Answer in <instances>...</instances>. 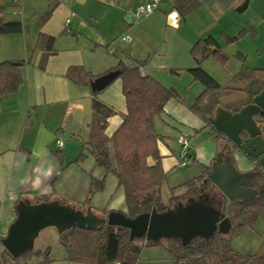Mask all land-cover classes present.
Segmentation results:
<instances>
[{
	"label": "crops",
	"instance_id": "obj_1",
	"mask_svg": "<svg viewBox=\"0 0 264 264\" xmlns=\"http://www.w3.org/2000/svg\"><path fill=\"white\" fill-rule=\"evenodd\" d=\"M146 1L19 0L15 3L0 0V23L19 21L22 27L19 32L0 35V62L24 61L20 69L21 84L13 95L0 98V239L15 218L14 206L20 199L32 203L64 200L78 204L82 211L90 208L93 213L95 208H100L94 200L95 194L104 191L105 184L87 203L91 177H94L91 174L96 165L93 156H86L79 164L73 162L79 152L77 136L83 141L88 138V123L93 113L92 90L89 83L69 79L65 75L69 67L81 66L93 75H100L119 63L144 62L142 72L166 84L165 72L177 74L196 66L189 51L198 39L211 36L226 53L224 45H237L247 36L256 38L259 30H264V0H164L151 14L135 20L133 11ZM242 29L247 32L237 41H225L224 36H235ZM157 30L162 33L160 42H157ZM40 34L47 36L44 51L36 48ZM123 34L131 41L122 49L116 47L113 56L107 54V42ZM116 54L120 57H115ZM233 56L241 62L239 71L242 67L255 69L256 78L264 79V67L244 65L245 54L241 47ZM211 58L200 66L209 70L206 63ZM114 80L117 79L97 94V99L112 111L106 117L107 137L117 129L126 112L121 80ZM245 84L246 81L236 83ZM240 97L242 95H237L229 101ZM163 109L153 120L154 125L158 117L162 128L159 134L164 137L158 143L163 170L178 165V155H174L169 142H177L181 133H190L192 137L191 161L210 169L216 154L224 149L222 139L214 138L215 130L205 127L197 115L176 100H167ZM58 136L64 139L61 147L54 142ZM53 147L63 154L65 166L61 167L53 155ZM109 155L114 163L111 147ZM234 156L239 171L251 170V160L240 152H235ZM149 162L152 161L149 159ZM199 170L196 177L201 176ZM105 173V170L96 173V179L103 178ZM209 192L216 193V199L220 198L214 187ZM114 195L124 200L118 182L110 196ZM120 207L125 209V202ZM104 209L114 207L107 203Z\"/></svg>",
	"mask_w": 264,
	"mask_h": 264
},
{
	"label": "trees",
	"instance_id": "obj_2",
	"mask_svg": "<svg viewBox=\"0 0 264 264\" xmlns=\"http://www.w3.org/2000/svg\"><path fill=\"white\" fill-rule=\"evenodd\" d=\"M21 28L19 21L3 22L0 23V35L19 32ZM246 32L247 29H242L235 36H224L225 41L227 43L237 41ZM46 40L47 36L40 34L36 48L44 51ZM189 55L195 61L196 66L189 68L188 72L192 75L193 80L199 81L204 86L201 94L189 105V110L204 122L205 127L213 128L210 120L216 107L222 106L235 112L249 103L251 101L249 86L252 81L264 86V79L256 78L255 69L249 70L242 67L226 83H219L204 70L200 64L209 57L220 64H224L228 59L227 54L211 36L198 39L190 48ZM143 63L136 62L130 65L119 63L105 72L113 71L115 78H120L126 112L122 114L121 123L117 129L110 137H107L104 132L107 124L106 117L112 111L97 99L99 91H92L93 113L88 123V138L81 142L80 151L73 160L74 163H82L90 154L97 166L104 168L106 172H110L116 177L118 184L122 187L126 207L125 212H120L129 218L149 213L152 208L163 211L171 207V202L179 197L175 191L171 190L168 204L161 201L160 187L165 181L166 173L161 165L158 143L164 140V137L155 131L153 125L154 118L164 112L165 102L171 98L178 99V95L173 89L165 87L151 75L143 73L141 70ZM23 64V60L0 62V98L13 95L17 90L22 82L20 69ZM65 75L76 83L85 82L88 84L101 74L93 75L81 66H71ZM244 81H246L244 86L236 85V83ZM228 92L242 95V97L222 103L220 97ZM215 132V140L222 139V135L216 130ZM109 147L113 151L114 163L109 155ZM53 155L61 167L65 166L63 154L59 149L53 151ZM149 159L152 161L151 163ZM192 161L195 162L193 159ZM198 166L201 169V176L185 183L191 187L185 194L192 193L197 196L205 191L209 183L208 181L203 182L209 168L200 163ZM251 171L246 186L257 190L254 199L243 201L224 198L220 205L230 222L229 232H239L261 210H264V169L255 163ZM103 184L104 178L91 177L87 203L90 196L101 189ZM217 201H214V205L219 207ZM59 236L66 251V260L79 264H111L114 262L135 264L140 251V247L134 244L135 240H141L144 245H158L164 240L152 242L144 237L130 240L127 228L106 224L95 228L71 227L59 233ZM222 238L223 234L215 231L209 239L195 237L185 245L179 239H165L170 243L165 245V248L171 255L174 264H264V253H262L264 248H260L254 254H241L227 244H222ZM34 254H44V257L32 264H51L45 251L32 250L13 258L4 249L0 254V264L6 257L13 261L20 258L27 260ZM24 264L27 263L24 261Z\"/></svg>",
	"mask_w": 264,
	"mask_h": 264
},
{
	"label": "water",
	"instance_id": "obj_3",
	"mask_svg": "<svg viewBox=\"0 0 264 264\" xmlns=\"http://www.w3.org/2000/svg\"><path fill=\"white\" fill-rule=\"evenodd\" d=\"M115 78V72L101 74L89 82L92 91H100ZM251 101L238 111L231 112L222 106L215 109L210 120L212 127L222 135L224 149L218 152L205 174L203 182L214 187L220 198L207 189L184 203L134 218L111 210L105 216L95 215L90 208L84 211L57 199L32 203L20 199L14 206L15 218L5 236L0 239L2 248L13 258L32 251L34 240L45 227L54 226L58 233L71 227L95 228L103 225L121 226L129 231V239L144 237L157 242L160 239H179L185 245L195 238L209 239L215 231L226 234L230 222L221 210L223 199L251 201L257 190L246 186L252 171H239L235 165V152L264 169V86L252 81L249 86ZM217 201L219 207L213 205ZM111 264H126L114 262Z\"/></svg>",
	"mask_w": 264,
	"mask_h": 264
},
{
	"label": "rangeland",
	"instance_id": "obj_4",
	"mask_svg": "<svg viewBox=\"0 0 264 264\" xmlns=\"http://www.w3.org/2000/svg\"><path fill=\"white\" fill-rule=\"evenodd\" d=\"M258 34L259 35L256 38L249 36L245 37L237 45H224L226 46L225 51L229 57L225 66H221L222 64L211 58L206 63V67L209 69L206 71L212 72L213 77L219 83H226L230 81L238 73L241 65L240 60L237 57L233 56L239 47H241L242 51L245 54V58L242 61L245 66L264 67V30H259ZM119 37L117 39H111V41H114V44L117 48L120 47V49H122L123 45L126 43L121 42ZM160 37H162V33L160 30H157V42H160ZM256 48H258V52L256 51ZM106 53L109 54L107 50ZM111 56L113 55L111 54ZM115 57L120 56L116 54ZM170 72L171 71L165 72L166 74L164 73V79L167 78V80H165L166 84L162 83L165 87L173 89L174 92H176V94L178 95V99L171 98L170 100H176L180 105L186 106V108L189 109V105H191L195 101L197 96L201 94L204 89V86L199 81L193 80L188 71L177 72V74H175L176 72ZM116 79L117 80H114V82L120 80V78ZM236 97L237 95L228 92L226 94H223L220 99L222 103H226ZM157 118L155 119L154 129L159 134L161 133L162 128L161 125L158 123ZM58 138L63 139V137L58 136L56 137L55 141ZM76 139L79 141L80 151L81 142L83 140L80 136H77ZM169 145L173 149L174 155L177 156L178 151L180 149V145L175 141L169 142ZM52 150L56 151L57 149L53 147ZM103 170L104 169L102 167L95 165L91 175H94L95 177L96 173H103ZM199 171L200 170L197 164L193 161L188 162L186 165L178 164L170 170L165 171V181L160 187L161 201L164 204H168L170 200L171 190L175 191V194L179 195L178 198L171 202V205L175 204L178 201L184 203L188 197H195V195L192 193L185 194L191 188L185 183L188 179H193L194 177H196ZM105 174L106 175L103 177L105 190L96 193L94 199L97 203V206H99L100 208H95V210L93 211L94 214L99 217L105 216L111 210H119L123 212L126 211V208L121 209L120 207L122 205L124 206L123 198H118V195H114V197L110 196L113 190H116L117 187L116 177L110 172H106ZM211 188L212 186H207V189L210 190ZM182 194H184V196H181ZM61 202L73 205L77 208L79 207L78 204L72 202H65L64 200H61ZM91 203L89 202V204ZM107 203H112V207H114V209H104ZM134 242L135 245H138V247H140L138 258L136 259L135 264H174L171 255L165 248V245L170 244L169 241L162 240L161 243L158 245H144L141 240L138 239ZM221 243L227 244L232 249L241 254H254L258 252L260 248H264L262 247V245H264V210H261L256 215V217L252 219L247 225H245L239 232H228L224 234ZM2 249L3 248L0 243V251H2ZM33 250H40L42 252L45 251L46 256L51 261V264H77L66 260L65 248L63 247L60 241L59 233L57 232L54 226L45 227L38 233L37 237L34 240ZM262 253H264V249H262ZM43 257L44 254H34L31 256V258H28L27 260L20 258L16 261H13L6 257L3 259L2 264H24V261L27 264H32L43 259Z\"/></svg>",
	"mask_w": 264,
	"mask_h": 264
},
{
	"label": "built area",
	"instance_id": "obj_5",
	"mask_svg": "<svg viewBox=\"0 0 264 264\" xmlns=\"http://www.w3.org/2000/svg\"><path fill=\"white\" fill-rule=\"evenodd\" d=\"M15 3H18L19 0H13ZM164 0H147L146 2L140 4L135 8V10L132 13V16L135 20H138L142 16H147L151 14L153 11H155L160 4ZM69 20H66V26L68 27ZM120 41L124 43H129L131 41V38L127 34H123L119 37ZM116 50V46L114 44V41L107 42V51L108 53L112 54ZM177 142L180 145L178 158L180 165H186L188 162L191 161V158L189 156V150L191 147V135L190 133H181L177 136ZM55 145L57 147H61L63 145V139L58 138L55 141ZM1 254V251H0Z\"/></svg>",
	"mask_w": 264,
	"mask_h": 264
},
{
	"label": "flooded vegetation",
	"instance_id": "obj_6",
	"mask_svg": "<svg viewBox=\"0 0 264 264\" xmlns=\"http://www.w3.org/2000/svg\"><path fill=\"white\" fill-rule=\"evenodd\" d=\"M206 181H208V180H206ZM207 186H208V185H207ZM207 186H206V189H207ZM206 189H205V190H206ZM206 191H207V190H206ZM173 205H174V204H173ZM213 205H214V204H213ZM223 236H224V234H223ZM164 240H165V239H164Z\"/></svg>",
	"mask_w": 264,
	"mask_h": 264
}]
</instances>
